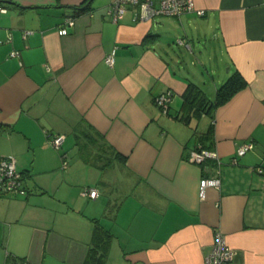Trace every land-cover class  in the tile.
Returning a JSON list of instances; mask_svg holds the SVG:
<instances>
[{"label": "crops", "instance_id": "crops-1", "mask_svg": "<svg viewBox=\"0 0 264 264\" xmlns=\"http://www.w3.org/2000/svg\"><path fill=\"white\" fill-rule=\"evenodd\" d=\"M111 1L0 0V157L27 191L0 194V264H84L93 219L112 234L105 264H205L216 231L233 264H264V0H193L203 14L150 22L112 21ZM194 35L220 46L221 72L184 71L171 48ZM234 70L244 88L182 118L189 82L214 97ZM198 146L220 163L191 162Z\"/></svg>", "mask_w": 264, "mask_h": 264}, {"label": "built area", "instance_id": "built-area-1", "mask_svg": "<svg viewBox=\"0 0 264 264\" xmlns=\"http://www.w3.org/2000/svg\"><path fill=\"white\" fill-rule=\"evenodd\" d=\"M196 12L203 14L202 10L196 9L193 0H112L107 8V16L114 22L123 20L126 16H129L132 20L138 22H150L158 16L166 15L179 17L182 14ZM72 24L73 18L66 17L65 24ZM59 34H66L67 29L64 26L58 29ZM177 42L186 47H190L189 42L186 39H178ZM113 49L104 58L107 65L112 66L114 63ZM16 52H13L14 54ZM172 91L166 90L153 97L155 105L162 111L167 112L169 103L171 100ZM64 136L62 134H54L48 137L47 142L54 148H58ZM252 147L251 142H247L239 146L237 149V155H243L247 150ZM213 159L215 165L220 163L217 154L213 151L206 150L198 146L192 150L189 154V160L197 164H201L206 159ZM63 166H66L65 162ZM257 171L264 177V169L257 168ZM220 176L218 170L215 167L214 172L211 175L203 176L199 180V196L203 198L205 196V189L208 186L219 187ZM4 193H16L25 195L27 193L23 185V175L17 167L16 160L13 156L0 157V194ZM83 196H89L95 198L97 196V190L91 188H85L82 190ZM234 252L232 248L227 244L224 234L220 231H216L213 236V241L209 252L204 257L205 264H233Z\"/></svg>", "mask_w": 264, "mask_h": 264}, {"label": "trees", "instance_id": "trees-1", "mask_svg": "<svg viewBox=\"0 0 264 264\" xmlns=\"http://www.w3.org/2000/svg\"><path fill=\"white\" fill-rule=\"evenodd\" d=\"M245 85V80L238 71L234 70L217 88L214 97L209 98L201 87L189 82L188 88L183 94V105L186 109V114L182 118L187 121L191 115L209 113L215 107L229 100L237 91L244 88ZM207 160L213 159L208 158L203 161L200 164L203 168ZM213 164L215 165L214 160ZM93 221L95 225L93 228L92 243L88 249L84 264H105L112 234L98 224L97 219H93Z\"/></svg>", "mask_w": 264, "mask_h": 264}, {"label": "rangeland", "instance_id": "rangeland-1", "mask_svg": "<svg viewBox=\"0 0 264 264\" xmlns=\"http://www.w3.org/2000/svg\"><path fill=\"white\" fill-rule=\"evenodd\" d=\"M189 40L192 50L177 44H173L171 48L183 61L184 71L196 68L198 71L213 69L221 72L220 46L216 44L217 42L209 39L207 40L208 44L202 47V44H197L198 39L195 35L189 36ZM169 60L171 61L170 58ZM207 96L212 98V92L209 91Z\"/></svg>", "mask_w": 264, "mask_h": 264}]
</instances>
